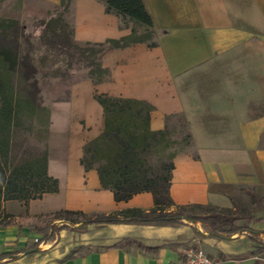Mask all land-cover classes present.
Returning a JSON list of instances; mask_svg holds the SVG:
<instances>
[{
    "label": "crops",
    "instance_id": "1",
    "mask_svg": "<svg viewBox=\"0 0 264 264\" xmlns=\"http://www.w3.org/2000/svg\"><path fill=\"white\" fill-rule=\"evenodd\" d=\"M143 3L154 23V45L107 50L100 62L109 74L102 82H92L81 69L68 78L65 98L48 104L46 168L59 190L26 204L4 203L16 222L0 226V264H175L189 246L203 248L215 264H264V251H256L264 245V221L249 222L250 231H211L207 222L186 219L169 225L55 221L56 230L46 238L19 221L57 210L153 208L149 192L117 201L102 187L97 167H118L110 159L123 154L114 135L125 143L129 138L134 147L129 166L174 164L169 193L175 205H214L239 218L251 209L250 218H264V0ZM25 9L33 18L47 13L24 4L22 17ZM71 11L77 42L131 33L103 1L74 0ZM94 94L146 109L130 123L131 116L117 117ZM127 239L158 249L114 246ZM73 250L77 254L65 259Z\"/></svg>",
    "mask_w": 264,
    "mask_h": 264
},
{
    "label": "trees",
    "instance_id": "2",
    "mask_svg": "<svg viewBox=\"0 0 264 264\" xmlns=\"http://www.w3.org/2000/svg\"><path fill=\"white\" fill-rule=\"evenodd\" d=\"M100 1H103L108 13L119 18L122 28L131 27L129 35L121 36L119 39L107 38L104 42H77L73 38L74 27L69 25L64 18L72 9L74 0H61L59 7L55 8L58 9L56 14L48 11V16L45 19H38L33 23L36 24V27H40L39 37L41 40L68 57L66 73L69 76L79 69H87V75L94 83L102 82L109 74V69L103 68L100 62L107 50L121 49L135 44V42H149L150 46L154 45V42L149 41L154 23H152L151 15L145 9L143 0ZM19 25V20L0 18V226H10L16 222L14 215L5 213L3 208L5 202L17 200L26 204L29 200L40 199L45 193L55 194L59 190L57 179L48 175L47 154L33 158L17 157L12 147L13 126L23 114L22 111L26 104V99L21 94L23 86V81L20 79L21 66L25 62L27 67L32 68L29 63L30 57L22 56L19 53V39L24 38L28 41V37L24 35ZM135 25L144 28L146 38L137 35ZM8 37H11L12 40L8 41ZM94 96L101 105L105 106L106 110L116 107L109 104L106 108V100L112 98H105L99 94H94ZM46 112L48 114L46 121L48 131V108ZM114 138L122 147L123 154L118 157H125V161H130L131 153L128 145L117 135H114ZM85 167L90 168L88 164ZM173 168L174 164L170 161L139 164V166H129L128 163H125L118 167H97L102 187L112 191L117 201H126L142 191L151 193L154 205L148 211L126 209L106 214L57 210L51 213H41V215H27L19 221H23L26 226L33 227L43 238L56 230L53 225L55 221L69 224L117 223L131 219L169 225V223L186 219L207 222L211 231L226 227L229 231L241 229L242 226L234 225L240 218L227 209L198 203L175 205L169 193ZM257 220L264 221V218H257ZM66 226L63 223L61 228ZM127 245H133L141 251L148 252H156L158 249V246L147 247L128 239L116 243L114 246L124 247ZM256 251H264V245ZM76 254V251L73 250L65 259Z\"/></svg>",
    "mask_w": 264,
    "mask_h": 264
},
{
    "label": "rangeland",
    "instance_id": "3",
    "mask_svg": "<svg viewBox=\"0 0 264 264\" xmlns=\"http://www.w3.org/2000/svg\"><path fill=\"white\" fill-rule=\"evenodd\" d=\"M24 4L42 7L47 13L44 17L35 16L33 18L32 13L25 9L23 12L24 17H22L20 11ZM57 7L59 6L44 0H0V18L19 20V27L23 30L24 35L28 37V41L24 40V38L19 39V53L22 56L28 55L30 57L29 63L32 67H27L25 62L21 66L22 71L20 72V79L23 81L21 94L26 99V104L22 111L23 114L13 126L12 147L17 157L33 158L44 154H47L48 157L51 156L46 140L47 106L51 100L65 98L68 89L67 80L71 75L69 76L66 73V62L68 57L50 44L47 45L45 41L41 40L39 37L41 32L40 27H36V24L33 23L35 20L45 19L48 16V11L56 14L58 9L56 10L55 8ZM71 10L64 18L69 25L74 27L72 24L73 11ZM135 28L138 36L146 38L145 30L142 26L135 25ZM7 40L11 41L12 38L8 37ZM149 41H152V37ZM109 104L116 106L112 111H114L117 117L123 115L131 116L129 120L130 123L134 122L132 117L136 116L135 113L139 109H146L141 105L138 106L127 101L121 102L113 99L106 100V108H108ZM116 123L119 124V122ZM117 127L119 126L117 125ZM127 139L126 144L128 148L132 150L134 147L131 146L129 138ZM88 150L89 148H87L85 152L87 161L90 155ZM131 152L132 151H130V153ZM130 157L134 160L132 155H130ZM110 162L117 165H124L126 163L125 157L115 158L113 156ZM249 214H251V209H247L246 217L240 218L239 220L241 221V229L247 231H250L248 227L249 222L258 221L257 218H250Z\"/></svg>",
    "mask_w": 264,
    "mask_h": 264
},
{
    "label": "built area",
    "instance_id": "4",
    "mask_svg": "<svg viewBox=\"0 0 264 264\" xmlns=\"http://www.w3.org/2000/svg\"><path fill=\"white\" fill-rule=\"evenodd\" d=\"M34 240L38 242L37 239ZM175 264H215V262L208 256L203 248L189 246L186 248L183 259Z\"/></svg>",
    "mask_w": 264,
    "mask_h": 264
}]
</instances>
